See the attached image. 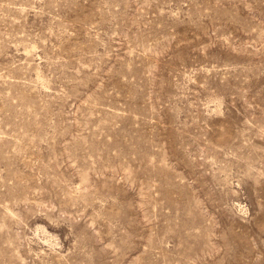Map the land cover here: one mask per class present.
Here are the masks:
<instances>
[{"label":"rangeland","instance_id":"1","mask_svg":"<svg viewBox=\"0 0 264 264\" xmlns=\"http://www.w3.org/2000/svg\"><path fill=\"white\" fill-rule=\"evenodd\" d=\"M0 264H264V0H0Z\"/></svg>","mask_w":264,"mask_h":264}]
</instances>
